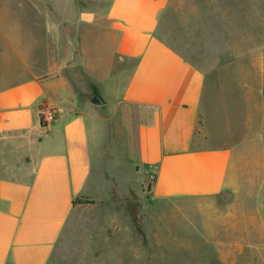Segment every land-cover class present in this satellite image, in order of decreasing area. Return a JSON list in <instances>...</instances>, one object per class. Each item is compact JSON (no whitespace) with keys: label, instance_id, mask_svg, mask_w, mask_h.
<instances>
[{"label":"crops","instance_id":"obj_1","mask_svg":"<svg viewBox=\"0 0 264 264\" xmlns=\"http://www.w3.org/2000/svg\"><path fill=\"white\" fill-rule=\"evenodd\" d=\"M3 4L8 71H18L0 88V264H107L108 203L133 188L127 162L135 175L155 174L150 206L204 209L234 197L227 223L240 231L226 244L236 252L264 244V77L248 82L242 138L227 117L224 142L213 145L203 106L208 74L223 66L224 53L250 52L233 28L234 18H250L249 0ZM69 35L82 62L64 67ZM30 37H40L37 45ZM95 94L103 105L92 102ZM51 108L61 114L45 124ZM77 198L95 204L74 206Z\"/></svg>","mask_w":264,"mask_h":264},{"label":"rangeland","instance_id":"obj_2","mask_svg":"<svg viewBox=\"0 0 264 264\" xmlns=\"http://www.w3.org/2000/svg\"><path fill=\"white\" fill-rule=\"evenodd\" d=\"M249 1L250 18L246 17L243 23L238 17L234 18L233 28L238 34L237 43L244 48L250 44V52H244V49L241 53H224L223 66L216 73L208 74L207 78L203 106L206 107L208 118L207 131L213 135L212 144L216 146L224 142V118L227 117L232 128L239 130L236 136L241 133L239 137L242 138V123L247 118L250 102L252 104V101L248 103L247 98L250 91V87L247 88L248 82L264 77V0ZM3 7L6 5L3 4L2 8L0 6V24L4 21L2 17H5ZM31 9L32 22H40L36 6H31ZM13 17L22 19L23 13L15 12ZM30 30V24L25 23L23 31L28 33ZM35 38L37 40L34 41L30 37V41L37 45L35 43L40 37ZM7 44V37L0 35V88L8 85L4 83L8 82L5 79L7 76L18 71L17 67L8 71ZM222 101L225 106H222ZM124 166L125 178L131 181L133 188L115 191L108 203L112 221L110 258L107 264H263L259 258L264 256V244L241 246L243 249L239 252L226 244L229 235L240 231L228 228L227 223V215L232 205L236 204V198L218 197L204 209L199 204L198 207L193 204H180L178 207L162 204L150 206L148 188L153 184L152 180L135 175L129 162L124 163ZM247 198V204L253 203L252 197ZM96 255L101 259V251ZM74 262L69 264H85V260L81 259Z\"/></svg>","mask_w":264,"mask_h":264},{"label":"water","instance_id":"obj_3","mask_svg":"<svg viewBox=\"0 0 264 264\" xmlns=\"http://www.w3.org/2000/svg\"><path fill=\"white\" fill-rule=\"evenodd\" d=\"M67 39L69 44V54L68 58L64 62V67L77 66L82 62L78 42L70 35L67 37ZM92 102L99 106L104 104L98 94H95V100Z\"/></svg>","mask_w":264,"mask_h":264},{"label":"built area","instance_id":"obj_4","mask_svg":"<svg viewBox=\"0 0 264 264\" xmlns=\"http://www.w3.org/2000/svg\"><path fill=\"white\" fill-rule=\"evenodd\" d=\"M60 114L61 111L58 108H51L42 113L41 120L43 123L49 124L52 121H54L56 118H58ZM148 178L151 179L153 182L155 180V174L151 172Z\"/></svg>","mask_w":264,"mask_h":264},{"label":"trees","instance_id":"obj_5","mask_svg":"<svg viewBox=\"0 0 264 264\" xmlns=\"http://www.w3.org/2000/svg\"><path fill=\"white\" fill-rule=\"evenodd\" d=\"M94 204H95V202L92 200H89V199L77 198L76 200H74V206L75 205L92 206Z\"/></svg>","mask_w":264,"mask_h":264}]
</instances>
